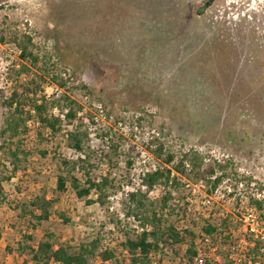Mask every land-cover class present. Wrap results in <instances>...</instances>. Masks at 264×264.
Instances as JSON below:
<instances>
[{
    "label": "rangeland",
    "instance_id": "rangeland-1",
    "mask_svg": "<svg viewBox=\"0 0 264 264\" xmlns=\"http://www.w3.org/2000/svg\"><path fill=\"white\" fill-rule=\"evenodd\" d=\"M28 37L37 62L21 59L17 48ZM65 68L72 71L69 83L59 76ZM47 84L63 89L50 99V114L55 106L66 108L64 98L86 108L80 134L92 168L74 173L84 180L87 171L99 176L109 168L130 179L105 208L87 203L95 201L94 192L81 199L70 185L57 191V175L72 168L62 162L75 155L64 133L46 141L49 132L41 127L31 139L27 127L15 138L7 131L13 92L36 90L21 99L27 117ZM94 101L103 104L105 116L88 130ZM111 134L127 141L120 156L101 147ZM159 145L161 157L153 152ZM99 146L100 155L92 151ZM188 151L201 153L206 164L228 160L227 178L249 176L264 184V0H0V264H31L30 249L45 239L76 247L94 238L100 248L117 251L119 264H129L119 245L137 235L138 223L123 212L127 185L138 189L144 172ZM127 160L133 162L128 170ZM187 184L184 179L169 189L173 206L186 203L207 213V200ZM163 195L162 188L150 194L155 208ZM38 199L51 203L52 214L30 231V216L18 207L32 210ZM236 199L226 207L235 210L238 202L244 209L242 235L248 205ZM180 213L171 220L179 227L185 225ZM170 256L165 251L160 264H177Z\"/></svg>",
    "mask_w": 264,
    "mask_h": 264
},
{
    "label": "trees",
    "instance_id": "trees-1",
    "mask_svg": "<svg viewBox=\"0 0 264 264\" xmlns=\"http://www.w3.org/2000/svg\"><path fill=\"white\" fill-rule=\"evenodd\" d=\"M202 10L199 13L203 12ZM30 46L32 40L29 37L26 43L18 44L21 59L29 58L37 62ZM53 80L55 82L56 79ZM35 91L34 88L23 87V91H14L8 99L11 113L7 120V131L11 133L12 138L20 133H26V121L30 118V112L29 110L26 112L27 117L23 116L21 99L25 93ZM63 100L66 101L65 106L68 110L64 120L49 113L50 99L40 97L33 103L40 127L49 132L46 141H54L64 133L69 148L79 155L64 159L62 162L65 168H72L63 170L57 175V191L65 192L70 185L81 199H89L94 192L95 201L89 199L87 203L95 202L105 208L112 196L120 190L123 191L124 184L121 182H130V179L127 173L121 174L120 179L117 178L118 175L111 173L109 168L104 175L99 176L87 171L84 180L74 173L76 169L85 172V168L90 165L88 163L90 153L86 151L84 139L80 134L82 123L87 116L79 117V113L84 110L82 104L68 98ZM90 119L88 130L92 124H95V116ZM115 139L120 141L121 145L115 146ZM126 142L122 135L111 134L102 138L101 147L109 149L115 156H120L119 154L122 153L120 148L125 146ZM101 147L92 151L100 155L104 152ZM153 152L159 157L163 156V145H159ZM204 158L196 151L184 153L178 161H175L174 156L167 155L162 163L163 166L154 167L153 170L143 173L138 189L132 188L127 193L124 192L125 218L134 219L138 223L137 235L134 238L126 236L119 245L128 254L129 264H160L161 256H164L165 251L171 254L169 258L177 264H264V184L249 176L239 178L238 175H232L227 178V167L230 165L228 160H212L213 163L206 164ZM100 162L103 163L105 160ZM132 165L133 162L127 160V170ZM168 166H171V169ZM91 168L90 165L89 169ZM184 179L187 180L188 186L194 185L200 190L201 202L203 199L207 200V213L197 212L196 208L193 209L189 204L185 208L186 203L184 207H178L179 209L173 206L172 190L177 185H181V180ZM227 182L231 183L227 186ZM157 188H162L165 195L158 198L160 206L155 208L150 194ZM171 188L173 189L170 191ZM3 190L0 179V192L2 193ZM236 198L239 202L245 200L248 205L247 214H250L251 210L254 215V221L246 224V232L242 235L241 230L245 224L244 209H240L238 202L235 204V210L226 207L232 200L235 203ZM30 206L34 209L28 210L24 205L18 208L23 214L30 216L27 221L30 224L28 230L36 231L39 223L50 218L52 206L50 202L42 199L32 202ZM179 211L181 222L185 224L181 227L171 221L174 214H178ZM58 214L64 216L62 213ZM2 235L0 228V240ZM27 239L34 241L31 235L27 236ZM7 248L9 252L15 254L10 247ZM30 252H32L31 264H119L117 251L108 247L100 248L98 238L76 247L56 245L52 240L45 239L39 241ZM155 258L160 259L155 261Z\"/></svg>",
    "mask_w": 264,
    "mask_h": 264
},
{
    "label": "built area",
    "instance_id": "built-area-1",
    "mask_svg": "<svg viewBox=\"0 0 264 264\" xmlns=\"http://www.w3.org/2000/svg\"><path fill=\"white\" fill-rule=\"evenodd\" d=\"M64 81H66L67 83H69L70 81L73 80V77H72V71L70 69H63L61 72H60V75H59ZM63 89H61L57 84H47L46 87H44V92H43V95L46 99H51L55 96H58L60 93H62ZM85 100H89L88 97H85ZM90 105L92 106V108L96 111L95 112V124H92L90 126V130H95L97 128V122L99 120H102L104 118V107H103V104L98 102V101H94V102H91ZM86 110V108L84 107V110L82 113H79V117L83 116L84 115V111ZM68 110L66 108H64L63 110L62 109H59V107L55 106L53 109H52V113L54 116L56 117H59L60 119L64 120L65 118V113L67 112ZM29 112H30V118L26 121V127H27V130L29 131L27 134H26V137L27 136H30V139L32 138V134L34 133V131L40 127V123L39 121L37 120L36 118V111L33 107L29 108ZM29 143H27L25 146H28ZM203 150V149H201ZM75 152V151H74ZM75 155L76 156H79L76 152H75ZM207 161L209 160L208 158H206ZM154 169V167H153ZM115 174V173H114ZM129 186L126 187V190L125 191L126 193L129 191V190H132V189H129ZM248 218H249V223L253 222L254 221V215L252 213V211L250 210V214L248 215Z\"/></svg>",
    "mask_w": 264,
    "mask_h": 264
}]
</instances>
